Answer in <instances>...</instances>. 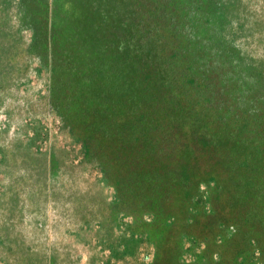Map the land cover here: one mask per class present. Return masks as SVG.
<instances>
[{"label": "rangeland", "instance_id": "obj_1", "mask_svg": "<svg viewBox=\"0 0 264 264\" xmlns=\"http://www.w3.org/2000/svg\"><path fill=\"white\" fill-rule=\"evenodd\" d=\"M0 264H264V0H0Z\"/></svg>", "mask_w": 264, "mask_h": 264}]
</instances>
